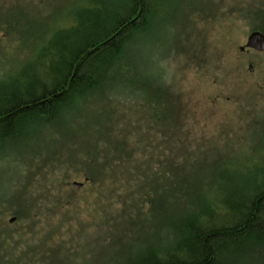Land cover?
I'll return each mask as SVG.
<instances>
[{"label": "rangeland", "instance_id": "374dc122", "mask_svg": "<svg viewBox=\"0 0 264 264\" xmlns=\"http://www.w3.org/2000/svg\"><path fill=\"white\" fill-rule=\"evenodd\" d=\"M112 2L0 0V95L26 84L27 73L39 79L49 76L67 54L63 50L82 36V16L92 10L103 12ZM153 10L151 26L126 44L125 63L111 85L103 83L104 89L95 90L94 103L78 101L63 114L62 123H40L28 129V136L0 143L3 263L142 264L150 254L174 253L178 240L173 225L195 211V196L210 188L216 177L226 174L230 185L237 186L243 176L264 174V51L241 50L248 35L264 23V0H157ZM163 94L173 109H181L179 134L161 143L157 130L146 139L159 168L171 166L168 176H179L174 189L189 204L175 200L165 205L160 198L154 218L144 219L151 208L139 201L131 171V187L124 193L113 189L100 211L94 203L81 200L77 189L72 197H63L70 206L68 214L53 208L52 217L36 218L28 234L19 220L10 222L18 215L13 208L22 207L18 198L51 200L55 193L51 189L57 194L60 183L68 182L64 176L71 177L72 188L74 181H86L82 173L75 176L66 168V161L70 148L79 152L84 141L79 138L81 128L90 125V119L100 121L111 114L110 124L119 115L115 137L128 125L132 140L135 136L146 140L143 128L151 118L138 105ZM128 157L131 166L139 165L135 156ZM153 167L158 165L154 162ZM172 180L173 176L162 179L159 172L158 193L163 191L161 184L168 188ZM93 211L99 214L94 216ZM252 255L255 264H264L263 250L256 248Z\"/></svg>", "mask_w": 264, "mask_h": 264}, {"label": "trees", "instance_id": "16d2710c", "mask_svg": "<svg viewBox=\"0 0 264 264\" xmlns=\"http://www.w3.org/2000/svg\"><path fill=\"white\" fill-rule=\"evenodd\" d=\"M154 1L157 0H114L111 5H105L103 12L87 11L81 18L83 27L79 31L83 33L82 36L73 47L68 46L63 50L67 54L54 70L51 68L49 76L47 73L51 71L45 65V79L35 77L36 74L32 72L27 73L29 81L26 84L0 95V143L28 136L31 127L40 123L52 126L62 123L63 114L67 115L78 101L81 105L94 103L97 99L95 90L104 89L103 83L111 85L120 65L125 63L126 44L132 41L135 33L151 26ZM257 29L264 33V23ZM143 90L150 92L148 88ZM138 106L147 109L151 118L147 128H143L146 131L143 139L152 137L157 130L161 143L177 138L181 109L176 111V106L173 109L165 94L159 95V99L145 100ZM110 115H104L100 121L90 119V125L81 128L83 132L79 138L84 141L79 144V152H73L70 148L69 155H66V168L73 170L75 176L82 173L85 177L81 188L73 185L72 188L69 181L71 177L64 176L63 179H68V182L60 183L57 194L56 189H51L55 192L51 194V200L43 196L36 199L18 198L22 207L13 209H17L14 210L18 214L16 220H19L20 228H24L27 234L38 217H52L49 211L53 208H59L64 215L68 214L70 206H66L68 204L63 202V197H72L73 190H80L81 200L94 203L100 211L113 189L124 193L131 187V171L134 180H137L135 192L139 201L151 208L144 219L154 218L157 208L155 203L160 198H164L165 205L175 200L179 205L185 202L189 204L184 194L174 189L180 178L174 173L168 176L171 166H161L160 169L159 161L152 160L156 153L150 151L148 140H141L139 136L132 140L128 125L116 133L118 138L115 137L119 115L116 121L108 124ZM127 153L135 156L134 161L139 165L131 166ZM154 162L158 167H153ZM163 169L168 170L162 174ZM159 172L164 180L172 176L174 178L170 181L173 182L171 185L167 184L168 188L164 184L160 185L163 190L161 194L157 188ZM225 175H219L217 181L210 184V188L207 187L208 194L207 188L200 189L195 196V211L190 210L192 212L180 218L179 224L173 225L178 240L174 253L163 250L159 254H150L143 258L142 264H233L242 259L243 264H255L252 255L255 249L263 250L264 253V174L243 176L237 186H231V178L228 182ZM24 211L26 218L22 216ZM91 213L94 216L99 214H95V211ZM3 223L5 220L0 224ZM2 259L0 264H6Z\"/></svg>", "mask_w": 264, "mask_h": 264}, {"label": "water", "instance_id": "95a60500", "mask_svg": "<svg viewBox=\"0 0 264 264\" xmlns=\"http://www.w3.org/2000/svg\"><path fill=\"white\" fill-rule=\"evenodd\" d=\"M246 48H252L256 51H264V33L261 30H253L247 37V42L241 46V50H245ZM73 185L81 188L84 183L79 181H74ZM16 220L15 217L10 219V222H14Z\"/></svg>", "mask_w": 264, "mask_h": 264}, {"label": "flooded vegetation", "instance_id": "af4514ba", "mask_svg": "<svg viewBox=\"0 0 264 264\" xmlns=\"http://www.w3.org/2000/svg\"><path fill=\"white\" fill-rule=\"evenodd\" d=\"M251 50V49H250Z\"/></svg>", "mask_w": 264, "mask_h": 264}]
</instances>
